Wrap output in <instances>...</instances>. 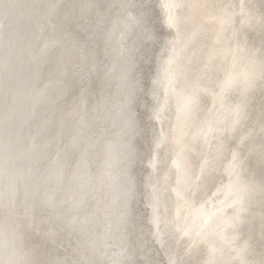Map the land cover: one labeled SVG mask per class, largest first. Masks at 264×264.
<instances>
[{
  "label": "bare ground",
  "instance_id": "obj_1",
  "mask_svg": "<svg viewBox=\"0 0 264 264\" xmlns=\"http://www.w3.org/2000/svg\"><path fill=\"white\" fill-rule=\"evenodd\" d=\"M117 262L264 264V0H0V264Z\"/></svg>",
  "mask_w": 264,
  "mask_h": 264
},
{
  "label": "snow or ice",
  "instance_id": "obj_2",
  "mask_svg": "<svg viewBox=\"0 0 264 264\" xmlns=\"http://www.w3.org/2000/svg\"><path fill=\"white\" fill-rule=\"evenodd\" d=\"M232 84V80L231 78L221 81L220 83L217 84V88L220 90V93L223 94L224 90L228 87H230ZM197 101H196V95L195 93L191 94L187 100H186V105L187 106H191L194 107L196 105ZM234 159H236V157L234 156Z\"/></svg>",
  "mask_w": 264,
  "mask_h": 264
},
{
  "label": "rangeland",
  "instance_id": "obj_3",
  "mask_svg": "<svg viewBox=\"0 0 264 264\" xmlns=\"http://www.w3.org/2000/svg\"><path fill=\"white\" fill-rule=\"evenodd\" d=\"M68 84H69V87H70V85H71V81H68ZM66 97H68V93L66 94ZM120 162V164L119 165H122V163H123V159L121 158V160H119ZM93 170H94V172H95V167L93 166ZM118 171H120V169L118 168ZM117 172V171H116ZM125 228V227H124ZM123 239H124V236H123ZM116 240H118V238H117V234L115 235V237H114V239H113V241H112V243H113V248H112V251L111 252H109V250L107 251V253H109L108 254V258H110V260H111V255L114 253V252H116ZM119 240H120V237H119ZM118 240V241H119ZM124 242V241H123ZM125 249L123 248V251H122V255H121V259H120V261H121V263H122V260H124V257H125ZM115 258V257H114ZM161 261H162V259H161ZM100 264H108V263H100ZM111 264H113V263H111ZM116 264H118V262L116 263Z\"/></svg>",
  "mask_w": 264,
  "mask_h": 264
}]
</instances>
